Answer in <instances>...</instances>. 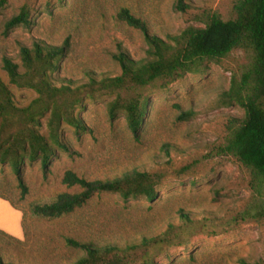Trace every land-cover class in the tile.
Segmentation results:
<instances>
[{"label":"rangeland","instance_id":"374dc122","mask_svg":"<svg viewBox=\"0 0 264 264\" xmlns=\"http://www.w3.org/2000/svg\"><path fill=\"white\" fill-rule=\"evenodd\" d=\"M238 0H185L182 12L177 0H0V77L20 108L28 107L37 94L10 84L2 68L4 57L21 65L22 46L35 42L61 46L69 39L70 51L55 73L58 86L78 88L90 82L121 75L114 56L124 51L135 61L146 58L145 35L119 20L128 9L145 21L152 34L167 41L188 26H202L203 12L228 18ZM30 11L32 25L6 30V23L22 7ZM249 56L242 50L220 63H211L205 73L187 74L165 86L122 90V95L142 93L148 98L147 116L136 139L120 113L112 121L108 104L117 94L103 93L83 101L78 115L88 131L77 133L62 125L61 137L70 148L58 151L46 174L40 161L26 160L23 197L12 168L0 164V256L16 264H74L84 252L67 246L66 239L97 245L127 247L145 238L163 234L180 222L181 210L196 220L224 219L243 209L255 196L250 170L232 156L218 151L224 143L230 119L243 118L239 106H224L234 74H239ZM43 134H47L43 119ZM167 144L169 151L164 146ZM138 170L164 172L159 197L123 200L118 194H97L84 207L56 220L33 217L34 203L51 202L59 194L81 192L63 184L72 171L88 181L112 180ZM264 264V218L242 224L217 235H199L156 258L157 264Z\"/></svg>","mask_w":264,"mask_h":264},{"label":"trees","instance_id":"16d2710c","mask_svg":"<svg viewBox=\"0 0 264 264\" xmlns=\"http://www.w3.org/2000/svg\"><path fill=\"white\" fill-rule=\"evenodd\" d=\"M189 7L185 0H177L179 11L185 12ZM118 18L141 31L148 44L146 58L142 60L135 61L124 51L114 56L121 68L120 76L100 81L91 78L88 84L75 89L64 84L58 86L55 73L70 51L69 39L61 46L44 42L22 46L21 65L11 58H3L2 68L10 84L37 94L28 107L20 108L0 77V164L12 168L22 196L28 193L23 176L26 160L40 161L47 174L58 151L72 155L61 137L62 125L71 126L77 133L88 131L75 114L77 109H85L86 98L117 94L108 104L109 117L116 121L120 113L124 114L129 129L139 139L150 102L142 93L125 96L122 90L144 89L160 81L168 86L187 74L205 73L211 63L218 64L237 50L248 54L249 60L241 73L233 75L222 99L224 106L237 105L243 109L244 116L229 120L224 143L218 146V151L236 158L250 170L255 196L243 209L224 219L196 220L181 210L179 224L172 223L163 234L127 247L66 239L68 247L84 252L74 264H157V257L173 247L187 245L194 237L217 235L264 218V0H238L228 18L216 12H203L198 18L202 26H188L180 34L169 35L167 41L152 34L147 23L126 8L119 12ZM32 23L30 11L24 6L6 23V30L29 28ZM43 119L47 134L41 132ZM164 148L169 151L167 144ZM165 177L160 171L134 170L112 180L88 181L68 171L63 184L80 187L81 192L62 193L51 202L34 203L30 213L39 219H60L84 207L95 195L104 193L118 194L125 201L143 198L153 202L159 197L158 188ZM240 262L250 264L244 259ZM0 264L16 263H6L0 256Z\"/></svg>","mask_w":264,"mask_h":264}]
</instances>
